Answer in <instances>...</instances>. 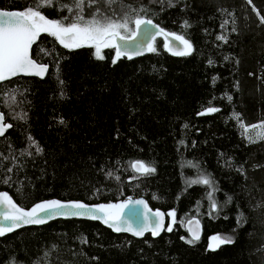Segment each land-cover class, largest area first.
Returning a JSON list of instances; mask_svg holds the SVG:
<instances>
[{
  "label": "trees",
  "instance_id": "16d2710c",
  "mask_svg": "<svg viewBox=\"0 0 264 264\" xmlns=\"http://www.w3.org/2000/svg\"><path fill=\"white\" fill-rule=\"evenodd\" d=\"M28 8L65 26L126 23L123 36L148 18L191 52L157 37L144 56L109 46L97 59L92 45L41 33L31 55L46 77L0 83V192L26 209L143 196L174 216L156 238L83 219L21 228L0 236V264H264V0H0ZM194 217L197 240L185 228ZM214 236L232 243L213 249Z\"/></svg>",
  "mask_w": 264,
  "mask_h": 264
},
{
  "label": "snow or ice",
  "instance_id": "6c2138e0",
  "mask_svg": "<svg viewBox=\"0 0 264 264\" xmlns=\"http://www.w3.org/2000/svg\"><path fill=\"white\" fill-rule=\"evenodd\" d=\"M51 0H43L44 4H49ZM82 20L83 17H79ZM151 21H145L143 19H136L135 24L139 27L142 24ZM127 27V24L108 22L107 24H101L99 21L93 19L87 21L83 26L79 22H73L65 26L61 21L47 19L38 10L28 8L24 11H0V81L8 79L12 76H16L20 73L34 74L42 76L47 70V66L37 65L36 62L31 59L29 50L32 44L41 33H48L55 37L65 48H79L86 43H92L96 47L97 59H103L101 54L102 47L112 46L108 38H115L119 35V29ZM223 39V37H220ZM123 39V37H121ZM176 40L183 42L185 50L176 51L175 55H189L191 52V44L184 40L182 36H176ZM149 51H154V48H149ZM171 51V49H169ZM122 53L117 50V57ZM115 63V61H113ZM208 112L216 111L214 108H209ZM203 114V113H202ZM3 120V115L0 114V121ZM63 123V121H61ZM7 127L0 123V135L4 133ZM264 129V124L259 126ZM264 135V132L261 133ZM40 151V149H37ZM132 167L141 174H148L153 172L154 169L147 167L143 162H135ZM195 182V181H194ZM204 184H208V179H203ZM0 203L4 204L9 211L2 214L4 221H10L7 227L0 226V236L4 235L5 231H12L14 227H19V221L24 224H38L44 223V215L48 218L53 216H90L93 219H104V223H109L110 227H113L115 231H133L131 226L122 228L120 226V211L126 206L125 204L117 205H97L95 210L89 206L72 202L69 204H62L60 201H48L35 205L30 211H24L17 207L6 193H0ZM137 203H142L138 201ZM215 207V205H213ZM43 214V215H41ZM103 214V216L99 215ZM157 217H161L156 221V226L152 230V235H159V229L163 227L162 214L157 212ZM174 216V213H169ZM144 228L135 230V235L142 236ZM171 227L168 231H171ZM199 239L198 234L193 231V240ZM193 240H189L192 243ZM213 243L211 248L219 247L222 244L232 243L228 238H221L219 236L212 237Z\"/></svg>",
  "mask_w": 264,
  "mask_h": 264
},
{
  "label": "water",
  "instance_id": "95a60500",
  "mask_svg": "<svg viewBox=\"0 0 264 264\" xmlns=\"http://www.w3.org/2000/svg\"><path fill=\"white\" fill-rule=\"evenodd\" d=\"M0 11L11 12V11H17V10L0 9ZM143 20L151 21V23L150 24L145 23V24L140 25L139 27H137L135 24V29H134L133 34H131L129 36H123V35L119 34L115 38H112L116 54H117V50H119L122 53L120 56H125V57L130 58V59L144 56L149 52L148 49L152 46L154 39L157 37H161L163 39V41L165 42L166 49L173 54L176 51L185 50V46H184L183 42L175 39V37L178 35H175L173 33L165 31L157 23H155L154 21H152L148 18H145ZM121 37H123V39H121ZM31 48H32V46H31ZM31 48L29 50V55H30L31 59H33L32 55H31ZM169 49H171V51ZM36 64L40 65V66H47L45 64H40L38 62H36ZM47 72H48V67L42 76H38V75H34V74L20 73L16 76H12L8 79L0 81V83L11 80V79L16 78V77H20V76L37 77V78L43 79L46 77ZM206 112L210 113L208 111H206ZM0 114H2L1 111H0ZM0 123L7 125L5 123V120H4V115H3V120L0 121ZM7 129H8V127L6 128L4 133L2 135H0V137L4 136V134L7 132ZM0 193H5V192H0ZM8 197H10V196L8 195ZM11 200H12V198H11ZM53 200L54 199L46 200L43 202H48V201H53ZM56 201H58V200H56ZM138 201H142V203H137ZM12 202L17 207L23 209L26 212L30 211L33 208L32 207V208L26 209V208L21 207L15 201L12 200ZM43 202H40V203H43ZM60 202L62 204L79 202V203H83V204L89 206L93 210H95V207L97 205L125 204L126 206L120 211V226L122 228H126L128 226H131L133 231L117 232V231H115V229L113 227H110V224L112 223V221H109V223H104L103 218L93 219L90 216H60V215L53 216L51 218H48L46 215H44L45 222L44 223H38V224H24L22 221H19L18 223L20 224V226L14 227L12 231H15V230H18L21 228H25V227H30V226H41V225L47 224L50 221H53L56 219H83V220L97 221L100 224H102L103 226L112 230L116 234H127L133 238L141 239L147 234H151V236H153L152 230L156 226V221L161 219V217H157L155 215L157 212H159L162 214L163 227L159 229V235L153 236L156 238V237H159L164 232V230L166 229V226H167V218L169 216H171V215H169L170 212L164 211L162 209H153L150 206L147 199L143 196L129 197L124 201L115 202L113 204H107V203L91 204V203L80 202L77 200H65V201H60ZM40 203H38V204H40ZM6 211H9V209L4 204L0 203V217H2V214ZM41 215H43V214H41ZM99 215L103 216V214H99ZM9 224H10V221H4L2 218H0V226L7 227ZM141 228L145 229L143 235L142 236L135 235V230H138ZM185 228H186L189 236L192 239H193V231H195L200 238V236L202 234V224L198 218L194 217V218H190L189 220H187L185 222ZM7 232H11V231H5V233H7Z\"/></svg>",
  "mask_w": 264,
  "mask_h": 264
},
{
  "label": "rangeland",
  "instance_id": "374dc122",
  "mask_svg": "<svg viewBox=\"0 0 264 264\" xmlns=\"http://www.w3.org/2000/svg\"><path fill=\"white\" fill-rule=\"evenodd\" d=\"M118 31H119V34L122 35V34L120 33V30H118ZM133 32H134V29L131 30V31H129V32H127V36L133 34ZM108 40H109L110 44H111L112 46H114L112 38H108ZM86 45H92V46H94V48H95V50H94V55L96 56V54H95V53H96V47H95V45L92 44V43H86ZM110 47H111V46H110ZM104 48H105V47H102V48H101V54H102V55H103L102 49H104ZM212 243H213V240H212V238H211L210 241H209V245H212Z\"/></svg>",
  "mask_w": 264,
  "mask_h": 264
}]
</instances>
